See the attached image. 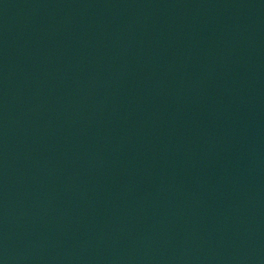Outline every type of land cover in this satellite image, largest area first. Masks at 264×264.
<instances>
[{
    "label": "water",
    "instance_id": "95a60500",
    "mask_svg": "<svg viewBox=\"0 0 264 264\" xmlns=\"http://www.w3.org/2000/svg\"><path fill=\"white\" fill-rule=\"evenodd\" d=\"M0 264H264V0H0Z\"/></svg>",
    "mask_w": 264,
    "mask_h": 264
}]
</instances>
